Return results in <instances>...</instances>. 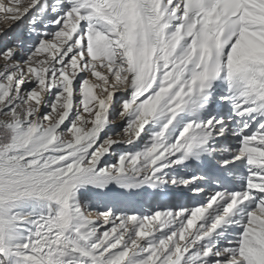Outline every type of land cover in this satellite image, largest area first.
Instances as JSON below:
<instances>
[{
    "label": "snow or ice",
    "instance_id": "1",
    "mask_svg": "<svg viewBox=\"0 0 264 264\" xmlns=\"http://www.w3.org/2000/svg\"><path fill=\"white\" fill-rule=\"evenodd\" d=\"M0 19V264H264V0Z\"/></svg>",
    "mask_w": 264,
    "mask_h": 264
},
{
    "label": "rangeland",
    "instance_id": "2",
    "mask_svg": "<svg viewBox=\"0 0 264 264\" xmlns=\"http://www.w3.org/2000/svg\"><path fill=\"white\" fill-rule=\"evenodd\" d=\"M7 27H8V25H6L5 22L2 19H0V30H5Z\"/></svg>",
    "mask_w": 264,
    "mask_h": 264
},
{
    "label": "bare ground",
    "instance_id": "3",
    "mask_svg": "<svg viewBox=\"0 0 264 264\" xmlns=\"http://www.w3.org/2000/svg\"><path fill=\"white\" fill-rule=\"evenodd\" d=\"M2 24V23H1ZM4 24V23H3ZM119 123V122H118Z\"/></svg>",
    "mask_w": 264,
    "mask_h": 264
}]
</instances>
